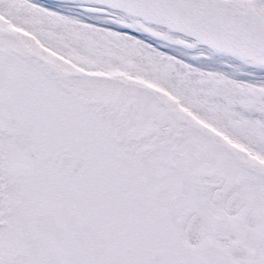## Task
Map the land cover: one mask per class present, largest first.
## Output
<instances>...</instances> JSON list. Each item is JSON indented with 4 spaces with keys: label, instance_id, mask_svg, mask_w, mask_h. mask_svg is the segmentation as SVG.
<instances>
[{
    "label": "snow or ice",
    "instance_id": "1",
    "mask_svg": "<svg viewBox=\"0 0 264 264\" xmlns=\"http://www.w3.org/2000/svg\"><path fill=\"white\" fill-rule=\"evenodd\" d=\"M0 264H264V0H0Z\"/></svg>",
    "mask_w": 264,
    "mask_h": 264
}]
</instances>
